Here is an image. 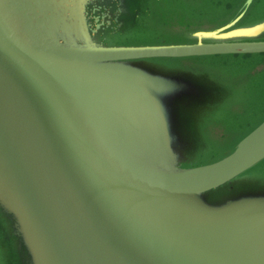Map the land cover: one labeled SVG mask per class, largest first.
<instances>
[{
	"label": "water",
	"instance_id": "95a60500",
	"mask_svg": "<svg viewBox=\"0 0 264 264\" xmlns=\"http://www.w3.org/2000/svg\"><path fill=\"white\" fill-rule=\"evenodd\" d=\"M206 1L0 0V264H264V178L194 203L264 165V117L199 112L231 117L264 85V19L242 25L264 0L215 22ZM147 26L151 44L119 41ZM226 55L256 61L196 59Z\"/></svg>",
	"mask_w": 264,
	"mask_h": 264
},
{
	"label": "rangeland",
	"instance_id": "374dc122",
	"mask_svg": "<svg viewBox=\"0 0 264 264\" xmlns=\"http://www.w3.org/2000/svg\"><path fill=\"white\" fill-rule=\"evenodd\" d=\"M238 0H207L204 3V6L200 8L199 14L202 17H206L212 22L219 21L220 19H224L230 11L234 8ZM211 8H215V11H211ZM261 15L259 17H256L255 19H252L250 21H246L242 23V25L247 24H253L256 22H260L264 19V1L261 3L260 11ZM204 26L211 27L212 25H208L205 23H200L196 28H199L200 30L203 29ZM187 26L185 25V30ZM146 31L145 36H139L136 33H132L129 36H126L124 38H121L119 41H122L127 44L131 45H143V44H151L153 42V36L150 35L152 32V28L150 26H147L144 28ZM189 31V26H188ZM196 32L195 30H191ZM264 39V35H262L260 38ZM163 43H168L164 40L160 41ZM157 43V39L155 40L154 44ZM243 56H233V55H226V56H215V57H199L198 59L201 63H207V64H213L218 67H232L236 70H244L246 66H252V64L255 63V59L252 58L250 62H243ZM151 69L153 71H156L159 69V66H151ZM228 69V68H226ZM162 70V68H161ZM163 71V70H162ZM240 71H233L236 74H241ZM263 76V75H262ZM260 76V80L258 81V84H260L262 81H264V77ZM262 77V79H261ZM201 82H204L200 80ZM244 94L241 97V104L239 107H233L236 114L233 118V116L228 117L227 114L219 113L216 109L205 107L204 105L199 106V112L201 115H209L215 118H221L225 121L226 126L232 130H245L248 128H251L254 126L262 117H264V85L260 84V86L255 87L252 90V94L254 97H250L247 101H245L248 98V90L246 87H243ZM261 94V95H260ZM196 105L194 104V111L196 110ZM177 110V109H176ZM176 112V111H175ZM195 113H191L192 118H187L188 114L184 112L183 113L178 111V117L177 120L180 125H184L186 127L184 131L191 130V133H195L197 131V125L200 120H197V118L194 117ZM177 123V124H178ZM183 129L180 127V130ZM196 134H192L190 137L193 138L192 142L196 139ZM187 139L190 137L188 135H185ZM190 138V139H191ZM195 145L189 146L193 150H200L202 149V146L195 141ZM196 148V149H195ZM186 154L192 155L191 151L186 152ZM264 164V163H263ZM257 169H253L249 174H251V180L250 178L242 179L238 178L234 181H231L230 183L224 185L220 189H218L215 192H210L204 195H199L194 200V203H199L201 206L206 207L208 209H215L221 207L226 201H231L233 198L238 197V194L241 192L242 188L245 186H251L252 183L256 184H262L263 176H264V165L262 168L256 167ZM249 172V171H248ZM1 183V182H0ZM0 201H7L8 206L10 207L11 202L8 200L7 195L5 192L0 193ZM189 203H192L190 201ZM205 212H208V210H204ZM18 227V226H17ZM22 226L18 227L19 232L22 231Z\"/></svg>",
	"mask_w": 264,
	"mask_h": 264
}]
</instances>
